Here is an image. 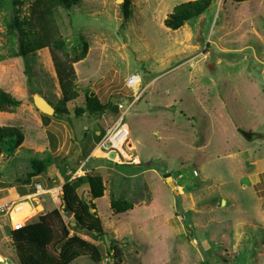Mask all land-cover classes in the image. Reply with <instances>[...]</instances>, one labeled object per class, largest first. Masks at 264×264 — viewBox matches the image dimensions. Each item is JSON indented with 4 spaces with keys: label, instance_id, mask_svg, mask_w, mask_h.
<instances>
[{
    "label": "rangeland",
    "instance_id": "374dc122",
    "mask_svg": "<svg viewBox=\"0 0 264 264\" xmlns=\"http://www.w3.org/2000/svg\"><path fill=\"white\" fill-rule=\"evenodd\" d=\"M187 1L194 0H130L127 18L119 12L123 0H81L78 7L59 10L71 57L86 48L73 65L79 98L65 107L57 104L60 93L46 49L26 59L8 57L0 11V89L21 101L13 112H0V126L20 129L18 122L41 117L28 99L35 93L70 113L50 118L64 149L56 148L55 158L45 152L36 159L62 164L65 182L88 175L76 167L80 161L102 164L89 174L102 178L104 196L93 203L106 236L93 241L79 234L100 248L102 264H206L207 258L209 264H264V0H213L199 18L177 31L166 29V16ZM133 74L141 81L135 94L141 95L123 120L130 133L123 148L127 158L109 160L97 150L94 155L103 158L95 159L89 153L97 148L98 131L104 134L119 115L76 119L73 109L83 106L85 93L103 104L129 103L134 89L125 81ZM22 132L33 140L31 132ZM70 145L89 157L83 162L76 149L77 161L67 168ZM147 162L153 169L144 168ZM77 193L89 203L87 184L78 185ZM111 195L131 201V211L114 214ZM63 220L71 229L70 218ZM0 226V264H19ZM72 264L90 263L80 258Z\"/></svg>",
    "mask_w": 264,
    "mask_h": 264
},
{
    "label": "trees",
    "instance_id": "16d2710c",
    "mask_svg": "<svg viewBox=\"0 0 264 264\" xmlns=\"http://www.w3.org/2000/svg\"><path fill=\"white\" fill-rule=\"evenodd\" d=\"M24 1L0 0V11L4 13L5 27L2 37L8 45L4 46L5 49L8 48L7 55L12 59H26L46 49L59 88L60 96L57 104L65 107L79 98L76 85L77 77L73 65L84 58L86 48L81 49L79 57H71L65 38L60 33L57 13L59 10L69 11L73 7H78L81 0H31L28 8L23 10ZM227 1L239 4L252 0H222L223 3ZM212 2L213 0H194L180 3L166 16L163 21L164 27L171 31L179 30L192 19L202 16ZM129 7L130 0H123L119 6V12L123 13L124 18H127ZM28 99L32 103V97L28 96ZM20 104V99L0 89V112H13ZM113 106L115 105L109 102L101 103L95 94L85 93L83 106L73 109V118L79 119L85 115L88 118L96 115L103 116L106 112L111 113ZM35 111L37 110L35 109ZM69 115L68 111H62L59 108H54L52 116L40 114L44 125L51 117H69ZM98 132L97 136L101 139L103 131ZM24 138L22 129L0 126V158L5 153L6 158L3 161L7 162ZM89 161L90 159L85 164ZM78 166L80 163L76 165V167ZM143 166L148 170L153 169L150 162L143 163ZM48 170L47 163L33 159L25 180L19 179L13 183H3L1 186L12 188L29 185L33 178L46 175ZM81 182L87 184L88 187L90 201L87 204L82 202L77 193L78 185ZM103 196L104 187L99 175L88 174L82 178L66 181L61 189L59 209L47 210L34 220L28 221L21 230L10 232L9 240L19 264H72L80 258H86L90 264H102L105 257L100 248L80 238L79 234L93 241L101 240L106 236V232L96 216L93 203ZM131 209V201L118 199L111 195L110 210L114 214H125ZM63 217L70 218L71 229L65 224ZM110 244L109 249L114 251L115 245L113 242ZM113 256L117 257L115 252H113ZM206 260V264H209L208 258Z\"/></svg>",
    "mask_w": 264,
    "mask_h": 264
},
{
    "label": "crops",
    "instance_id": "0c3cea01",
    "mask_svg": "<svg viewBox=\"0 0 264 264\" xmlns=\"http://www.w3.org/2000/svg\"><path fill=\"white\" fill-rule=\"evenodd\" d=\"M32 107L35 108L34 106H32ZM18 123H19L20 127H22L20 129H22L23 131H26L27 133L31 132V134H29V133L28 134L32 135L31 138H33V140L32 141L27 140V138L25 136L26 139L24 138V141L15 149L13 155L9 158L8 162L5 163L4 165L2 164V162H3L4 158H6V155H5V153H3V155H1V158H0L1 163L0 164H1V166H3L2 169H4V170L2 171V173H0V201H2V202L12 201L13 203L17 204L16 209H15L16 211L14 212L12 218L22 219L23 216H26L27 218L23 219V221H30V220L35 219V217L38 216L39 214H41V212H45V211L50 210L54 207H53V203L50 200L48 195H38V196L31 198V199H28V200L25 199L26 196H29L30 194H32L34 192V185L40 184L43 187L42 181L49 182V187H44L45 189H47V188H58V187L62 188V186L65 184V181L62 180L63 176H64L63 170H62V169H64V167L62 166V164H60V163L55 164V162L53 160H51L52 163L50 165H48L49 174L47 176L40 175L38 177L33 178L31 180V184H29V185H19L18 187H12V188H3L1 185L3 183H7V184L13 183L14 181L19 180V179L25 180L26 175L30 171V164H31V161L33 159H36L39 154H41V153L43 154L45 152H49L55 158V157H57L56 152L59 151L57 149L60 147H61V150L64 149L65 143L62 142L60 145V141L54 139L55 135H53V133L51 131V127H53L52 124L55 123V121H53V120H50L49 123L44 125L41 117L33 116L30 118V120H26V121H22V122H18ZM104 131H105V129H104ZM48 132L52 135V137H49L47 135ZM98 134H99V132L97 133V135ZM24 148H26V149L30 148L29 151H31V152H28V150H27V152L25 154H21L20 151H21V149H24ZM76 149H79L77 151V153H78L82 149V147L79 146V147L75 148V150H74L71 145L68 146L65 154L67 156L68 155L69 156L67 158L68 161L66 160L65 167L68 168V166L71 164V162H73L74 159H76L79 154H81V155H82V153L85 154V152L87 151V150L85 151V149H84V151L83 150L80 151V153L77 155V153H75ZM97 150H99V149H97V148L93 149V150H91V153H89V154H90V156H94L95 159L101 160L103 157H100L99 155H94V153ZM89 154L87 152L86 156L82 155L83 156V162H85V159L87 157H89ZM100 154L102 156L103 153L100 151ZM76 161H77V159H76ZM80 162H78V163H80ZM97 162L94 163L90 159V163L89 162L87 164L80 163V166L85 165L84 168L82 166V169H84V171H86V173L89 174L92 171L96 172L97 170L99 171L103 168V166H101L102 164H100V163L98 164ZM44 178H46V179H44ZM25 208H26L28 213L26 212ZM0 223L3 224V228L7 229L8 236H9V234L11 232V228H10V223L8 221V218L7 217L0 218ZM0 228H1V226H0ZM1 257L3 258V256H1Z\"/></svg>",
    "mask_w": 264,
    "mask_h": 264
},
{
    "label": "built area",
    "instance_id": "2783aa9c",
    "mask_svg": "<svg viewBox=\"0 0 264 264\" xmlns=\"http://www.w3.org/2000/svg\"><path fill=\"white\" fill-rule=\"evenodd\" d=\"M141 82L139 81L138 75H131L125 81L126 88L132 91L134 89L132 99L129 103H118L116 105L117 114L119 115L117 120L108 128H106L103 136L99 140L97 144V149L102 151L106 156L109 152L114 151L115 157L118 160L121 155V150H123L125 144L129 140V130L126 124L123 122L125 115L132 109L134 104L139 100L140 95L135 94L137 84ZM140 84V83H139ZM83 166V165H82ZM82 168V167H81ZM76 175V174H75ZM74 176V174H73ZM61 187L58 188H47L45 189L40 184L34 185V192L29 196H26V200L34 198L38 195H48L52 203L61 204ZM22 203V202H21ZM17 204L12 201H0V218L7 217L10 223L11 231H19L21 230L28 221H22V219H14L12 218L14 212L16 211Z\"/></svg>",
    "mask_w": 264,
    "mask_h": 264
},
{
    "label": "water",
    "instance_id": "95a60500",
    "mask_svg": "<svg viewBox=\"0 0 264 264\" xmlns=\"http://www.w3.org/2000/svg\"><path fill=\"white\" fill-rule=\"evenodd\" d=\"M117 2H119V1L117 0ZM32 104L35 107V109L43 115L52 116L54 114V108L47 102L46 99H44L42 96H40L37 93L32 95ZM111 112L112 113L117 112L116 106H113L111 108ZM241 133L246 140L249 141L251 139V136H252L251 134L246 133L244 131H241ZM107 158L109 160L114 159L115 158V152L114 151L109 152L107 155ZM222 204H224V202ZM2 261H3V258L0 256V262H2Z\"/></svg>",
    "mask_w": 264,
    "mask_h": 264
},
{
    "label": "bare ground",
    "instance_id": "6f19581e",
    "mask_svg": "<svg viewBox=\"0 0 264 264\" xmlns=\"http://www.w3.org/2000/svg\"><path fill=\"white\" fill-rule=\"evenodd\" d=\"M119 150L121 151V155H122V157L123 158H127V155L125 154V152H123V150H121L120 148H119ZM116 158V157H115ZM117 159V158H116ZM25 210H26V208H25ZM26 212H27V210H26ZM28 213V212H27ZM23 214V213H22ZM24 215V214H23ZM15 217V216H14ZM27 217L26 216H23L22 217V221H23V219H26Z\"/></svg>",
    "mask_w": 264,
    "mask_h": 264
}]
</instances>
